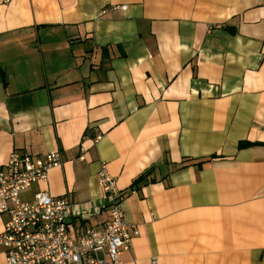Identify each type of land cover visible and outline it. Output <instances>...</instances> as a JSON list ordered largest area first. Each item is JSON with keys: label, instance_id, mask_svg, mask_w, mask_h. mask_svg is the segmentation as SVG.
Wrapping results in <instances>:
<instances>
[{"label": "crops", "instance_id": "obj_1", "mask_svg": "<svg viewBox=\"0 0 264 264\" xmlns=\"http://www.w3.org/2000/svg\"><path fill=\"white\" fill-rule=\"evenodd\" d=\"M14 150L62 153L21 196L69 197L78 236L109 219L106 163L140 229L118 264H264V0H0Z\"/></svg>", "mask_w": 264, "mask_h": 264}, {"label": "built area", "instance_id": "obj_2", "mask_svg": "<svg viewBox=\"0 0 264 264\" xmlns=\"http://www.w3.org/2000/svg\"><path fill=\"white\" fill-rule=\"evenodd\" d=\"M93 139L99 141L101 134ZM80 157L84 158V153ZM62 162L59 150L37 158L14 150L0 167V213L8 216L0 244L5 248L7 264H118L121 251L130 249L140 229L125 219L124 193L105 162L101 163L98 182L109 219L100 228L74 235L69 219L77 212L67 196L57 198L42 190L32 200L22 199L24 191L35 182L47 181L49 171Z\"/></svg>", "mask_w": 264, "mask_h": 264}, {"label": "trees", "instance_id": "obj_3", "mask_svg": "<svg viewBox=\"0 0 264 264\" xmlns=\"http://www.w3.org/2000/svg\"><path fill=\"white\" fill-rule=\"evenodd\" d=\"M143 177H145V175H141L140 177L136 178L133 181V186H136L140 181H142L143 180Z\"/></svg>", "mask_w": 264, "mask_h": 264}]
</instances>
